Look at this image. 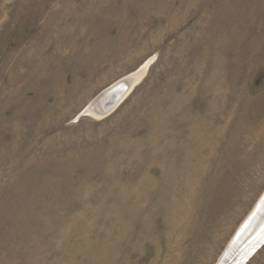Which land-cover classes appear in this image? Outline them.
<instances>
[{
	"label": "rangeland",
	"instance_id": "obj_1",
	"mask_svg": "<svg viewBox=\"0 0 264 264\" xmlns=\"http://www.w3.org/2000/svg\"><path fill=\"white\" fill-rule=\"evenodd\" d=\"M263 195L264 0H0V264H219Z\"/></svg>",
	"mask_w": 264,
	"mask_h": 264
},
{
	"label": "water",
	"instance_id": "obj_2",
	"mask_svg": "<svg viewBox=\"0 0 264 264\" xmlns=\"http://www.w3.org/2000/svg\"><path fill=\"white\" fill-rule=\"evenodd\" d=\"M136 84V78L133 76H126L119 81L112 84L110 87H108L106 90H104L102 93H100L92 102V106H94L97 110V115L106 117L110 115L112 112H114L118 106L124 101L126 95L130 92V89ZM110 98L109 103L106 102ZM105 103V104H103ZM85 113V112H84ZM263 208H264V195L254 208L252 214L249 216V218L244 222L241 229L238 231L236 237L234 238L233 242L231 243L230 247L226 251L225 255L223 256L222 260L219 264H229L230 260L234 256V254L238 251V248L245 243L248 244L250 241L248 235L252 234V231L254 228H252V225L255 223V220L258 217H263L264 220V214H263ZM251 229V230H250ZM261 231H264V225L259 230V232L256 234L257 236ZM247 236H244V234H247ZM254 239V238H253Z\"/></svg>",
	"mask_w": 264,
	"mask_h": 264
},
{
	"label": "bare ground",
	"instance_id": "obj_3",
	"mask_svg": "<svg viewBox=\"0 0 264 264\" xmlns=\"http://www.w3.org/2000/svg\"><path fill=\"white\" fill-rule=\"evenodd\" d=\"M149 65V63H146L145 65H143L135 74H133L132 76L134 77V75H139L140 74V70H144L147 66ZM137 78V77H135ZM110 101V98L108 100H106V102L109 103ZM105 104V103H103ZM90 106V105H89ZM98 110V109H97ZM96 108L94 106H90L89 108V111H93V112H97ZM88 111V112H89ZM97 115V113H96ZM99 116V115H98ZM102 117V116H101ZM263 214H264V208H263ZM251 215V214H250ZM249 218V217H248ZM246 218V219H248ZM264 225V220H263V217H258L256 220H255V223L252 225V228L253 231H252V234L251 235H248L249 232H247V234H244V236H247V238L251 239L249 241L248 244H246L247 246H245V243L247 242H244V244H242L238 250L242 249L243 248V252L240 255V257L236 258L235 260H232L230 261L229 264H244L245 261H247L248 258H250L253 254H254V251H256L258 249L259 246H261L263 243H264V231H261V233H259V235L257 236L256 234L259 232V230L263 227ZM242 227V226H241ZM241 229V228H240ZM251 230V229H250ZM254 238V239H253ZM234 240V239H233ZM233 240L231 241V243L233 242ZM230 243V245H231ZM230 245L228 246V248L230 247ZM227 248V250H228ZM226 250V251H227ZM227 264V263H225Z\"/></svg>",
	"mask_w": 264,
	"mask_h": 264
}]
</instances>
